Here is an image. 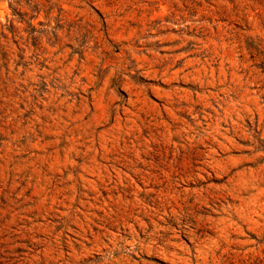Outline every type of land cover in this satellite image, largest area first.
<instances>
[{
  "label": "rangeland",
  "instance_id": "1",
  "mask_svg": "<svg viewBox=\"0 0 264 264\" xmlns=\"http://www.w3.org/2000/svg\"><path fill=\"white\" fill-rule=\"evenodd\" d=\"M0 264H264V0H0Z\"/></svg>",
  "mask_w": 264,
  "mask_h": 264
}]
</instances>
